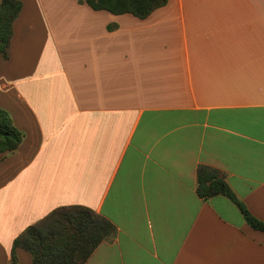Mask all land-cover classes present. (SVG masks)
Here are the masks:
<instances>
[{
    "label": "crops",
    "instance_id": "0c3cea01",
    "mask_svg": "<svg viewBox=\"0 0 264 264\" xmlns=\"http://www.w3.org/2000/svg\"><path fill=\"white\" fill-rule=\"evenodd\" d=\"M21 1L0 56V107L25 133L0 157V264L70 205L117 228L85 264H264V231L197 192L214 168L264 221V0H169L144 19Z\"/></svg>",
    "mask_w": 264,
    "mask_h": 264
},
{
    "label": "trees",
    "instance_id": "16d2710c",
    "mask_svg": "<svg viewBox=\"0 0 264 264\" xmlns=\"http://www.w3.org/2000/svg\"><path fill=\"white\" fill-rule=\"evenodd\" d=\"M94 10H107L113 14L129 13L147 18L169 0H80ZM21 0L0 2V56L9 57L13 23L21 12ZM115 26H109L114 28ZM25 133L18 129L7 110L0 107V157L19 147ZM197 192L208 198L216 194L229 197L240 208L246 222L254 229L264 231V221L253 215L245 203L238 199L224 177L214 168H198ZM117 228L108 218L95 210L81 206H61L29 225L15 238L11 264H17V248L32 255V264H85L97 246L112 239Z\"/></svg>",
    "mask_w": 264,
    "mask_h": 264
}]
</instances>
